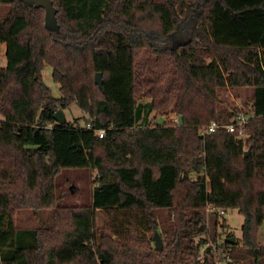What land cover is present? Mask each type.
<instances>
[{
	"label": "trees",
	"instance_id": "obj_1",
	"mask_svg": "<svg viewBox=\"0 0 264 264\" xmlns=\"http://www.w3.org/2000/svg\"><path fill=\"white\" fill-rule=\"evenodd\" d=\"M53 2L58 32L45 27L43 8L0 0V264H186L207 243L208 213L235 207L248 251L264 264V0ZM180 28L189 38L174 47ZM46 64L59 98L43 80ZM240 87L253 88L244 135L202 134L212 120H233L220 95ZM73 103L95 132L97 176L90 205L59 206L56 132L87 126L54 115ZM155 112L184 124L154 123ZM25 207L50 209V220L20 227ZM163 209L173 215L167 244L151 251L146 232Z\"/></svg>",
	"mask_w": 264,
	"mask_h": 264
},
{
	"label": "rangeland",
	"instance_id": "obj_2",
	"mask_svg": "<svg viewBox=\"0 0 264 264\" xmlns=\"http://www.w3.org/2000/svg\"><path fill=\"white\" fill-rule=\"evenodd\" d=\"M189 38V32L186 29H179L170 37V42L174 47L179 43L185 42ZM140 61L146 60L145 57L139 58ZM154 63V58L148 60ZM7 64L6 44L0 42V69ZM52 67L46 64L43 68L42 75L44 82L50 87L54 97H61L60 85L53 78ZM253 94L252 87H240L231 92L226 90L221 92V98L226 100L222 103V107L230 108L234 112L250 111V98ZM147 101V100H145ZM67 121L78 122V124L86 125V115L81 109L73 103L69 108L64 110ZM154 123H173L178 122L179 116L174 112L166 115H158L153 113ZM2 116L0 115V119ZM183 120V117H182ZM184 122V121H183ZM87 126V125H86ZM88 129L90 131H88ZM95 134L89 126L84 129H62L56 132V153L60 162V172L56 177L55 191L59 198V206L64 205H90L93 200V191L95 188V178L97 176L96 169L93 168L92 156L90 155L88 146L91 137ZM196 177L195 173L191 175ZM50 209L34 210L30 207L17 209L16 219L20 227H37L40 219L50 220ZM161 225L157 229L146 232V238L149 241L148 247L151 251H157L155 248L154 234L156 231L160 233L163 242V249L167 244L166 230L171 228L173 215L169 209H163L159 212ZM104 220V214L101 211L97 213V222L101 224ZM245 217L239 212L238 208H227L224 214L208 213L206 224L207 233L201 237L205 238L207 243L202 247L196 255L186 257V264H227L235 262L240 264H255V256L248 251L243 241L242 226ZM236 237V247L224 245V241L229 237ZM200 236L194 237L193 246L198 243ZM256 241L259 247L264 246V222L260 226ZM211 247L212 252L208 257L205 255V249ZM205 258L207 260L205 261ZM208 262V263H206Z\"/></svg>",
	"mask_w": 264,
	"mask_h": 264
},
{
	"label": "water",
	"instance_id": "obj_3",
	"mask_svg": "<svg viewBox=\"0 0 264 264\" xmlns=\"http://www.w3.org/2000/svg\"><path fill=\"white\" fill-rule=\"evenodd\" d=\"M27 4L35 5L36 7H41L45 10V27L48 30L56 31L58 32L60 29L58 20H57V8L54 5L53 0H21ZM95 83L103 89V73L102 72H96L95 74ZM55 120L61 124L64 125L67 122L66 114L63 109H59L55 115ZM183 116H179V124L182 126L184 124L182 120ZM154 242H155V248L157 250L163 249V242L160 237V233L158 231L154 234ZM226 241L230 242L231 244L236 243V237H229L226 238Z\"/></svg>",
	"mask_w": 264,
	"mask_h": 264
},
{
	"label": "built area",
	"instance_id": "obj_4",
	"mask_svg": "<svg viewBox=\"0 0 264 264\" xmlns=\"http://www.w3.org/2000/svg\"><path fill=\"white\" fill-rule=\"evenodd\" d=\"M247 122L248 117L242 112H238L230 123L212 120L210 124L202 127V134L214 132L217 128H224L229 132H237L239 136H243ZM98 133L102 137L104 130H99ZM220 213L224 214V211H220Z\"/></svg>",
	"mask_w": 264,
	"mask_h": 264
}]
</instances>
